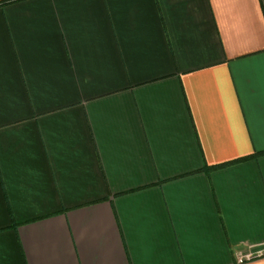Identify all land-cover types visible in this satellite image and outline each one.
Returning a JSON list of instances; mask_svg holds the SVG:
<instances>
[{"label": "crops", "instance_id": "1", "mask_svg": "<svg viewBox=\"0 0 264 264\" xmlns=\"http://www.w3.org/2000/svg\"><path fill=\"white\" fill-rule=\"evenodd\" d=\"M0 264H264V0H0Z\"/></svg>", "mask_w": 264, "mask_h": 264}, {"label": "built area", "instance_id": "2", "mask_svg": "<svg viewBox=\"0 0 264 264\" xmlns=\"http://www.w3.org/2000/svg\"><path fill=\"white\" fill-rule=\"evenodd\" d=\"M256 256H258V255H249V256H247L245 259L250 260V259H252V258H254V257H256ZM241 261H243V258L241 259Z\"/></svg>", "mask_w": 264, "mask_h": 264}]
</instances>
